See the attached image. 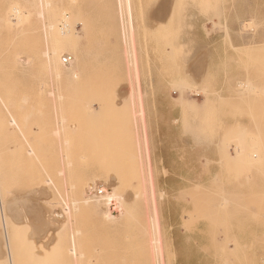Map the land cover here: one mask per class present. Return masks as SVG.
Here are the masks:
<instances>
[{
  "label": "rangeland",
  "instance_id": "rangeland-1",
  "mask_svg": "<svg viewBox=\"0 0 264 264\" xmlns=\"http://www.w3.org/2000/svg\"><path fill=\"white\" fill-rule=\"evenodd\" d=\"M159 87L180 159L163 189L143 129ZM159 251L264 264V0H0V264Z\"/></svg>",
  "mask_w": 264,
  "mask_h": 264
},
{
  "label": "crops",
  "instance_id": "crops-1",
  "mask_svg": "<svg viewBox=\"0 0 264 264\" xmlns=\"http://www.w3.org/2000/svg\"><path fill=\"white\" fill-rule=\"evenodd\" d=\"M151 93H149L148 100L143 102L144 108L142 107L144 110L145 156L150 173L154 174V171L159 173L158 178L155 180L156 188L163 189V184L167 178L163 176V173L166 172L170 175L175 173L180 159L174 155L176 152H173V147L170 145L172 137L168 134V127H172L173 122L168 120L166 114L168 98L161 93V87H159L158 96L154 95L153 99L150 96Z\"/></svg>",
  "mask_w": 264,
  "mask_h": 264
},
{
  "label": "bare ground",
  "instance_id": "bare-ground-1",
  "mask_svg": "<svg viewBox=\"0 0 264 264\" xmlns=\"http://www.w3.org/2000/svg\"><path fill=\"white\" fill-rule=\"evenodd\" d=\"M12 17L13 19L15 20H18L21 16V13L19 14V9L18 8H12ZM40 17L42 16V14H38L37 16ZM39 18V17H38ZM124 19V18H123ZM52 54V53H51ZM55 55V54H54ZM69 57V56H68ZM23 58V57H22ZM56 59V58H55ZM22 60V59H20ZM26 60V59H25ZM68 60L67 57H61L60 58V61L61 63L64 64V67H69V64H68ZM23 61V60H22ZM29 61V60H28ZM71 61V60H70ZM21 62V61H20ZM56 62V61H55ZM24 63V62H23ZM49 67V66H48ZM54 67V66H53ZM55 70V68H54ZM51 83V82H50ZM100 189V188H99ZM99 189H97L96 187H91L90 189H83L81 192H80V195L81 198L84 200V203L85 204H91L93 206H96L97 204H99V202L106 196L105 193L101 192ZM79 194V193H78ZM53 211V212H52ZM52 214L50 216V222L52 224H60V225H64L66 222H68L69 218H68V210L67 209H63L62 211L58 210V209H54L52 210ZM4 227V226H3ZM182 235V234H181ZM158 236V235H157ZM158 238V237H157ZM222 239V238H221ZM154 240H157L156 238ZM227 240V239H226ZM226 242V241H225ZM235 248L236 246V241L235 243ZM7 245V244H6ZM229 245V244H228ZM230 246V245H229ZM233 246V245H232ZM234 251H237L234 249ZM69 253L72 257H76L77 256V252H76V249L74 247V245L69 249ZM236 253V252H235ZM161 254L160 251H159V255L157 256V263L156 264H163L162 263V258H161ZM163 257V256H162Z\"/></svg>",
  "mask_w": 264,
  "mask_h": 264
}]
</instances>
